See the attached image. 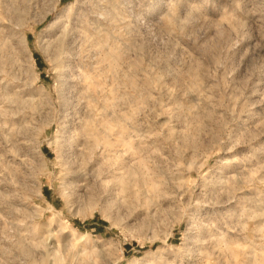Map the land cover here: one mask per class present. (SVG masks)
Instances as JSON below:
<instances>
[{"label":"rangeland","instance_id":"obj_1","mask_svg":"<svg viewBox=\"0 0 264 264\" xmlns=\"http://www.w3.org/2000/svg\"><path fill=\"white\" fill-rule=\"evenodd\" d=\"M0 264H264V0H0Z\"/></svg>","mask_w":264,"mask_h":264},{"label":"bare ground","instance_id":"obj_2","mask_svg":"<svg viewBox=\"0 0 264 264\" xmlns=\"http://www.w3.org/2000/svg\"><path fill=\"white\" fill-rule=\"evenodd\" d=\"M70 174V173H69ZM73 174V173H72ZM75 174V173H74ZM81 176V175H80ZM74 177V176H73ZM72 178V177H71ZM77 178H78V176H77Z\"/></svg>","mask_w":264,"mask_h":264}]
</instances>
